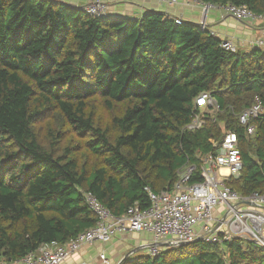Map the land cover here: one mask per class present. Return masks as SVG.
<instances>
[{
    "label": "trees",
    "instance_id": "trees-1",
    "mask_svg": "<svg viewBox=\"0 0 264 264\" xmlns=\"http://www.w3.org/2000/svg\"><path fill=\"white\" fill-rule=\"evenodd\" d=\"M201 1L264 14V0ZM222 42L162 13L95 17L61 1L0 0L1 262L93 228L86 193L115 216L147 208L146 188L171 190L217 152L223 130L239 135L243 161L227 186L264 194V116L253 136L238 119L264 103V49L231 52ZM202 93L220 110H203V127L188 130ZM95 101L114 113L105 126L89 111ZM121 264H264V247L195 240Z\"/></svg>",
    "mask_w": 264,
    "mask_h": 264
},
{
    "label": "built area",
    "instance_id": "built-area-1",
    "mask_svg": "<svg viewBox=\"0 0 264 264\" xmlns=\"http://www.w3.org/2000/svg\"><path fill=\"white\" fill-rule=\"evenodd\" d=\"M154 1L166 6L199 5L204 16L215 9L240 22L264 21V14L256 15L246 5H212L201 0ZM83 8L88 15L95 17L109 14L106 0H92ZM205 20L198 25L206 28ZM176 21L180 24L182 20ZM221 47L226 51H236L228 40H223ZM252 48L264 49V39L253 42ZM195 105L201 110L195 113L191 124L187 126L188 130L203 127L206 110H220L210 93H202ZM262 116L264 103L260 99L239 114V124L245 128L248 136L255 134L254 121ZM217 145L221 149L220 153L210 152L200 156V167H186L179 173V179L171 190L155 193L146 188L150 205L145 209L135 204L123 216H115L94 194L86 193L85 200L98 220L93 228L64 244L53 242L20 260L4 264H64L85 247L107 245L119 234L132 233L152 235L153 242L149 248L151 257L158 256L165 248H171L158 244H187L195 240L221 245L233 238H242L264 247V194L240 195L227 186V179L220 172L227 169L230 177H240L243 161L239 135L226 131L222 143ZM198 174L199 179L196 180L194 177ZM100 259L104 264H109L105 254H101Z\"/></svg>",
    "mask_w": 264,
    "mask_h": 264
},
{
    "label": "crops",
    "instance_id": "crops-1",
    "mask_svg": "<svg viewBox=\"0 0 264 264\" xmlns=\"http://www.w3.org/2000/svg\"><path fill=\"white\" fill-rule=\"evenodd\" d=\"M54 1L84 7L92 0ZM108 4L110 17L141 18L147 13L156 12L166 17L180 19L185 23L201 24L206 19V29L221 40L231 41L236 51L251 52L254 50L252 43L264 39V21L240 22L215 9L204 16L202 7L195 4L166 6L154 0H109ZM225 132L223 130V134ZM220 152L221 149L218 148L217 153ZM220 172L226 179L231 178L227 169H222ZM152 242L153 237L148 233L119 234L107 245H94L81 249L64 264H104L100 259L101 254L106 255L109 264H120L119 262L123 261L132 249L144 251L147 249L146 255H149ZM0 263L2 264L1 260Z\"/></svg>",
    "mask_w": 264,
    "mask_h": 264
},
{
    "label": "rangeland",
    "instance_id": "rangeland-1",
    "mask_svg": "<svg viewBox=\"0 0 264 264\" xmlns=\"http://www.w3.org/2000/svg\"><path fill=\"white\" fill-rule=\"evenodd\" d=\"M107 3L109 2V0L106 1ZM101 102V101H100ZM98 102V101H95L93 102L90 106H89V111L90 112H94L96 114V119H97V122L100 124V125H107L108 121H110L111 117L113 116V112H110L108 111L106 108H104V106H102V104ZM56 122V120H53V123ZM69 142V140L67 141ZM148 254V251L147 249L144 251V250H135V249H132L130 250L129 253H127V255L124 257V260L126 259H129L131 257L132 260H136L139 256H142V255H146ZM107 258V257H106ZM4 261H2V264ZM104 263V262H103ZM120 264L122 263L119 262ZM1 264V263H0Z\"/></svg>",
    "mask_w": 264,
    "mask_h": 264
},
{
    "label": "water",
    "instance_id": "water-1",
    "mask_svg": "<svg viewBox=\"0 0 264 264\" xmlns=\"http://www.w3.org/2000/svg\"><path fill=\"white\" fill-rule=\"evenodd\" d=\"M188 244V243H187ZM186 243L185 244H182V243H171V244H168V243H162V244H158V246L160 247H171V248H174V247H180V246H185L187 245Z\"/></svg>",
    "mask_w": 264,
    "mask_h": 264
},
{
    "label": "bare ground",
    "instance_id": "bare-ground-1",
    "mask_svg": "<svg viewBox=\"0 0 264 264\" xmlns=\"http://www.w3.org/2000/svg\"><path fill=\"white\" fill-rule=\"evenodd\" d=\"M90 209V208H89Z\"/></svg>",
    "mask_w": 264,
    "mask_h": 264
}]
</instances>
